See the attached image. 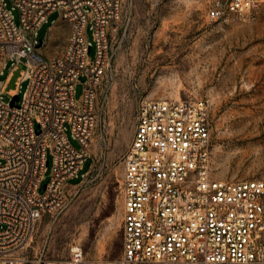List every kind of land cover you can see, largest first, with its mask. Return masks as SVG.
<instances>
[{
  "label": "built area",
  "instance_id": "2783aa9c",
  "mask_svg": "<svg viewBox=\"0 0 264 264\" xmlns=\"http://www.w3.org/2000/svg\"><path fill=\"white\" fill-rule=\"evenodd\" d=\"M121 4L0 0V77L23 59L27 81L11 104L12 97L2 98L0 80V264H264V180L212 177L206 103L192 98L138 103L122 159L117 259L91 262L79 246L63 261L30 252L38 223L55 221L66 209L68 181L87 160L95 89L108 65L107 34ZM261 9L264 0L205 3L206 17L220 22L251 21ZM54 12L70 30L61 52L44 57L39 29Z\"/></svg>",
  "mask_w": 264,
  "mask_h": 264
},
{
  "label": "rangeland",
  "instance_id": "374dc122",
  "mask_svg": "<svg viewBox=\"0 0 264 264\" xmlns=\"http://www.w3.org/2000/svg\"><path fill=\"white\" fill-rule=\"evenodd\" d=\"M205 3L122 0L119 19L107 34L108 65L95 89L87 160L68 181L66 209L55 221L38 223L31 253L43 251L48 259L63 261L79 246L94 263L120 256L122 159L143 99H202L214 141L212 177L264 180V9L251 21L220 22L206 17ZM69 30L57 13L50 15L39 29V38L46 40L41 55L59 54ZM25 71L23 59L4 70L5 101L21 97ZM83 80L76 83L77 98ZM48 178L46 172L42 186Z\"/></svg>",
  "mask_w": 264,
  "mask_h": 264
},
{
  "label": "crops",
  "instance_id": "0c3cea01",
  "mask_svg": "<svg viewBox=\"0 0 264 264\" xmlns=\"http://www.w3.org/2000/svg\"><path fill=\"white\" fill-rule=\"evenodd\" d=\"M54 13H56V12H54ZM54 13H51L50 15H52V14H54ZM59 20H63V19H61V18L58 16V21H59ZM54 21H55V20H54ZM64 21H65V20H64ZM50 28H51V27H48L47 34H48ZM47 34H46V37H47ZM45 41H46V40H45ZM41 49H42V48L38 49V51L40 52Z\"/></svg>",
  "mask_w": 264,
  "mask_h": 264
},
{
  "label": "water",
  "instance_id": "95a60500",
  "mask_svg": "<svg viewBox=\"0 0 264 264\" xmlns=\"http://www.w3.org/2000/svg\"><path fill=\"white\" fill-rule=\"evenodd\" d=\"M17 99H18V96L17 95H13L12 96V100H11V104H13V102H15V101H17Z\"/></svg>",
  "mask_w": 264,
  "mask_h": 264
},
{
  "label": "trees",
  "instance_id": "16d2710c",
  "mask_svg": "<svg viewBox=\"0 0 264 264\" xmlns=\"http://www.w3.org/2000/svg\"><path fill=\"white\" fill-rule=\"evenodd\" d=\"M115 197H116V195L112 192V194H111V201H114Z\"/></svg>",
  "mask_w": 264,
  "mask_h": 264
}]
</instances>
